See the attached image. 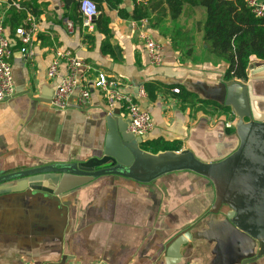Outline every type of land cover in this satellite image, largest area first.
<instances>
[{
  "label": "crops",
  "instance_id": "obj_1",
  "mask_svg": "<svg viewBox=\"0 0 264 264\" xmlns=\"http://www.w3.org/2000/svg\"><path fill=\"white\" fill-rule=\"evenodd\" d=\"M95 1L99 14L87 28L79 0H0L16 88L13 97L0 101V177L101 155L108 116L127 119L123 104L110 108L104 93L91 87L85 105L78 103L77 87L67 109L52 106L57 79L48 76V68L57 50H71L87 64L79 70L81 84L90 86L104 72L150 112L154 128L144 150L189 149L206 159L230 153L238 139L236 118L222 103L229 63L208 49L206 8L187 3L173 19L158 0ZM141 6L148 8V28L163 46L160 65L150 62L139 37L142 18L135 14ZM29 18L35 30L25 55L16 29L29 27ZM263 62L252 56L248 78L240 80L249 81ZM67 72L62 60L60 74ZM0 186V264H243L258 250L226 216L209 212L214 186L192 171L148 182L106 174L62 197ZM188 225L192 239L179 259L168 244ZM246 264H264V256Z\"/></svg>",
  "mask_w": 264,
  "mask_h": 264
},
{
  "label": "water",
  "instance_id": "obj_2",
  "mask_svg": "<svg viewBox=\"0 0 264 264\" xmlns=\"http://www.w3.org/2000/svg\"><path fill=\"white\" fill-rule=\"evenodd\" d=\"M223 85L222 103L231 108L236 118L238 139L236 147L224 157L206 159L189 149L151 153L142 148L145 137L128 131V119L110 115L101 155L81 162L46 164L5 174L0 177V185L4 187L1 190L28 194L41 191L62 197L106 174L148 182L174 171H192L209 179L214 186L215 201L209 212L222 213L258 246L257 253L243 264L258 260L264 256V62L249 81L233 79ZM10 179L12 185L2 182ZM191 239L189 225L183 227L169 242V252L180 259V249Z\"/></svg>",
  "mask_w": 264,
  "mask_h": 264
},
{
  "label": "built area",
  "instance_id": "obj_3",
  "mask_svg": "<svg viewBox=\"0 0 264 264\" xmlns=\"http://www.w3.org/2000/svg\"><path fill=\"white\" fill-rule=\"evenodd\" d=\"M138 4H146L149 0H135ZM246 4L252 9L257 17H264V0H245ZM79 11L83 16L84 26L93 27V21L99 14L98 4L95 0H79ZM32 18H29L30 26L25 24L16 29L23 48L22 53L29 55L32 35L35 30L32 24ZM141 28L139 29V37L143 42L148 53L150 62L160 65L163 61V46L156 41L150 29L148 28L149 19L143 17ZM69 29H73V23L68 22ZM12 56V44L10 38L5 32L4 21L0 19V101L13 97L16 94L14 74L10 63ZM62 60L66 62L68 72L65 75L60 74V66ZM81 67H88L87 64L77 57L71 50H57L55 58L48 68V76L57 79V84L53 90L51 104L55 108L67 109L73 99L74 91L80 88L78 103L85 105L91 97V88L101 90L106 98V102L110 108H114L117 104H123L127 119L129 120L128 131L135 136L145 137L154 128V121L150 112L141 107L139 101L130 93L122 90L121 82L115 78L108 76L104 72H99L95 79L87 84H81L79 70ZM87 82V80L85 79ZM88 83V82H87ZM179 92V89H175ZM140 95H145V90H140ZM232 127L231 124H227ZM79 264V263H74ZM94 264H105L104 261H96Z\"/></svg>",
  "mask_w": 264,
  "mask_h": 264
},
{
  "label": "trees",
  "instance_id": "obj_4",
  "mask_svg": "<svg viewBox=\"0 0 264 264\" xmlns=\"http://www.w3.org/2000/svg\"><path fill=\"white\" fill-rule=\"evenodd\" d=\"M157 1V0H156ZM165 3L173 19L183 12L185 4L205 7L204 39L211 53L224 58L229 67L226 79H247L250 58L264 60V17H257L245 0H158ZM149 15L141 6L136 19ZM165 14L159 16L163 20ZM151 94V93H150Z\"/></svg>",
  "mask_w": 264,
  "mask_h": 264
}]
</instances>
